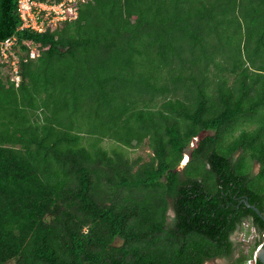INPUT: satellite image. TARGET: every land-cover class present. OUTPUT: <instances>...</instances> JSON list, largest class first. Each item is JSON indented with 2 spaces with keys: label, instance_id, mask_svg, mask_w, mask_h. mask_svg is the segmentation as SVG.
Wrapping results in <instances>:
<instances>
[{
  "label": "trees",
  "instance_id": "obj_1",
  "mask_svg": "<svg viewBox=\"0 0 264 264\" xmlns=\"http://www.w3.org/2000/svg\"><path fill=\"white\" fill-rule=\"evenodd\" d=\"M20 22L17 0H0L19 75L0 71V264L253 258L264 245V0H88L43 32ZM142 146L146 159L125 153ZM245 221L258 237L234 256Z\"/></svg>",
  "mask_w": 264,
  "mask_h": 264
},
{
  "label": "built area",
  "instance_id": "obj_2",
  "mask_svg": "<svg viewBox=\"0 0 264 264\" xmlns=\"http://www.w3.org/2000/svg\"><path fill=\"white\" fill-rule=\"evenodd\" d=\"M88 0H60L57 3L37 2L34 0H17V8L20 17L19 30L31 29L36 32H43L51 23H59L66 19H73L76 16L78 2ZM74 11V17L66 16L68 11ZM16 36H11L0 42V71L6 73L10 81L18 82V58L15 45ZM37 55V54H36ZM35 55V56H36ZM30 56L33 54L30 51ZM8 68V69H7ZM255 258L247 260V264H254Z\"/></svg>",
  "mask_w": 264,
  "mask_h": 264
},
{
  "label": "rangeland",
  "instance_id": "obj_3",
  "mask_svg": "<svg viewBox=\"0 0 264 264\" xmlns=\"http://www.w3.org/2000/svg\"><path fill=\"white\" fill-rule=\"evenodd\" d=\"M66 16L72 18V17L75 16V13H74L73 10L72 11H68L66 13ZM58 24L59 23H56V24L51 23V26L50 27L54 28ZM27 46H29V49H30L31 53L33 54V56H35L38 53V51L36 50V46L31 45L29 42H27ZM29 56H30V53H29ZM4 74L5 75L9 74L8 70H6V73H4ZM209 133H211V132H209V131H202L199 134V136H197V137L194 138V140L190 143L189 147L186 148V150L184 152V157L181 160V163L179 165V168H180V166H183L186 163V161L188 160L190 148L195 145V142L199 139V137H202V136H204L206 134H209ZM103 145L107 149L116 147V144L115 143H113L112 141H108V140L107 141L105 140L104 143H103ZM125 153L131 159H134V158H136L138 156H141L144 159H146L147 156H148L149 150L147 149L146 146L137 147V148L136 147H131V148H125ZM186 157H187V160H185ZM184 161H185V163H184ZM258 167L259 166L257 164H254L253 165V171L255 173L258 171ZM257 237H258V235H257L256 231L254 230L253 227L250 226V224L247 221H245L238 228V230L232 235V239L234 240V242L242 244V247L244 248V252H249V250L253 246L254 241L257 239ZM120 243H121V239L120 238H116L113 244L119 245ZM11 262L12 261H9V262H7L5 264H9ZM204 264H231V263H230V260L229 259H227V260L226 259H212V260L206 261Z\"/></svg>",
  "mask_w": 264,
  "mask_h": 264
},
{
  "label": "water",
  "instance_id": "obj_4",
  "mask_svg": "<svg viewBox=\"0 0 264 264\" xmlns=\"http://www.w3.org/2000/svg\"><path fill=\"white\" fill-rule=\"evenodd\" d=\"M245 204L248 207H251L252 209H254L258 212V210L254 206L250 205L247 201H245ZM254 258L258 259L261 262V264H264V245L261 244L257 247V249L254 252Z\"/></svg>",
  "mask_w": 264,
  "mask_h": 264
},
{
  "label": "flooded vegetation",
  "instance_id": "obj_5",
  "mask_svg": "<svg viewBox=\"0 0 264 264\" xmlns=\"http://www.w3.org/2000/svg\"><path fill=\"white\" fill-rule=\"evenodd\" d=\"M187 158V157H186ZM185 162V161H184ZM182 166H180V168H181ZM168 220H170V218L173 216V210H172V208H170L169 209V211H168ZM255 230V229H254ZM256 231V230H255ZM257 233V232H256ZM231 240H232V242H233V247H234V256H237V245H239L240 243H236V242H234V240L232 239V237H231ZM261 245V244H260ZM258 247V246H257ZM257 249V248H256ZM216 259H229V258H216ZM230 260V259H229ZM256 260V259H255ZM230 263H231V260H230ZM247 264V263H246Z\"/></svg>",
  "mask_w": 264,
  "mask_h": 264
},
{
  "label": "bare ground",
  "instance_id": "obj_6",
  "mask_svg": "<svg viewBox=\"0 0 264 264\" xmlns=\"http://www.w3.org/2000/svg\"><path fill=\"white\" fill-rule=\"evenodd\" d=\"M185 160H187V158Z\"/></svg>",
  "mask_w": 264,
  "mask_h": 264
},
{
  "label": "crops",
  "instance_id": "obj_7",
  "mask_svg": "<svg viewBox=\"0 0 264 264\" xmlns=\"http://www.w3.org/2000/svg\"><path fill=\"white\" fill-rule=\"evenodd\" d=\"M258 165V164H257ZM259 166V165H258ZM259 168V167H258Z\"/></svg>",
  "mask_w": 264,
  "mask_h": 264
},
{
  "label": "clouds",
  "instance_id": "obj_8",
  "mask_svg": "<svg viewBox=\"0 0 264 264\" xmlns=\"http://www.w3.org/2000/svg\"><path fill=\"white\" fill-rule=\"evenodd\" d=\"M254 257V256H253Z\"/></svg>",
  "mask_w": 264,
  "mask_h": 264
}]
</instances>
